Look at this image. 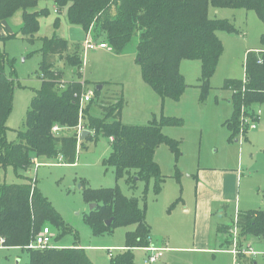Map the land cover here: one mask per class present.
<instances>
[{"label": "rangeland", "instance_id": "1", "mask_svg": "<svg viewBox=\"0 0 264 264\" xmlns=\"http://www.w3.org/2000/svg\"><path fill=\"white\" fill-rule=\"evenodd\" d=\"M43 8L50 12L40 19L41 27L34 44L19 32L23 25L22 11L9 20L10 29L18 34L17 38L3 40L4 30L0 27V47L10 61L6 71L9 75L14 72L15 82L7 140L18 141L19 131L25 129L31 102L41 88L38 75L43 59L40 52L42 39L56 36L67 40L71 54L80 46L85 63L79 72L80 81L87 82L88 89L93 92L99 86L103 87L99 105L103 100L114 102L124 94L123 124L147 126L154 118L159 120L162 116L182 120L181 126L163 128L164 135L181 142L179 157L167 144H162L155 154L166 181L159 195L155 194L151 184L146 202L147 223L152 228L153 244L159 247L162 242H167L166 247H161L167 248V253L154 264H234L231 253L216 250L221 240L226 239L217 229L219 226L230 229L239 211H264V106L256 108L262 112L255 123L257 129L252 130L248 125L245 137L240 134L231 141V132L224 124L232 118L234 107L232 92L224 89V82L244 80L246 53L263 48L264 25L256 13L244 9L211 8L212 19L230 20L238 31L236 35L218 33L224 52L211 80V91L202 101L199 81L202 65L199 61L185 60L181 64V73L187 84L186 91L179 101H163L143 80L137 62V36L122 54L117 55L105 43L104 37L95 42L91 34L90 38L98 47L85 52L84 45L89 37L84 29L70 24L66 11L56 13L52 1L40 2L37 10ZM55 63L56 71L63 72V83L79 79L74 67L66 63L65 55L56 57ZM99 105L91 109L95 116L102 114ZM111 151V140L100 135L78 147L76 164L61 163L60 157L41 158L38 162L33 159L31 169L18 173L11 167L0 168V186L34 181L38 192L67 227L56 229L50 223L45 224L52 230L53 244L68 248L78 242L82 247L90 248L86 249V254L94 263L110 264L108 250H112L113 256L122 252L126 234L135 231L136 226L120 227L112 234L94 236L84 221L91 211L84 199L85 189H109L118 185L124 195L137 198L141 208L145 205L143 183L133 191L126 180L116 179L112 167L103 164ZM229 235V241H232L230 232ZM238 236L243 245L240 232ZM249 241L254 243L255 240ZM134 254L135 264H145L143 250L137 249ZM255 260L257 264H264V256ZM0 264H28V254L19 249L0 247Z\"/></svg>", "mask_w": 264, "mask_h": 264}, {"label": "trees", "instance_id": "2", "mask_svg": "<svg viewBox=\"0 0 264 264\" xmlns=\"http://www.w3.org/2000/svg\"><path fill=\"white\" fill-rule=\"evenodd\" d=\"M42 1H52L58 14L66 11L69 23L81 26L87 35L93 34L95 42L104 37L105 43L117 55L122 54L137 36V62L143 80L163 101H179L186 91L187 84L181 73V64L185 60L199 61L202 65L201 100L204 101L211 91V80L224 52L218 33L238 34L230 20L212 19L211 8L253 11L264 25V0H0V23L22 11L23 25L19 32L34 44L41 27L40 19L50 12L48 8L37 10ZM17 37L18 34H11L2 39ZM42 43L43 59L38 75L41 88L31 102L25 129L19 131L17 142L7 140V121L13 110L15 82L14 72L7 74L10 61L0 47V168L7 170L11 167L16 173L28 171L33 159L41 158L62 157L65 164H76V128L81 117L89 134L80 147L100 135L109 140L113 138L112 151L103 164L112 167L116 179L126 180L133 191L143 183L145 205L141 208L139 200L124 195L118 185L109 189H85L86 203L96 206L85 215L84 221L96 237L135 225L136 230L126 234L124 250L110 260V264H135V250L147 247L152 241L151 227L146 219L148 192L153 184L155 194L159 195L166 181L155 161L156 151L162 144H167L176 157L181 154V142L164 135L163 128L181 126L182 120L162 116L159 120L154 118L147 126L123 124V95L114 102L103 100L99 105L102 90L98 89L81 115L79 99L90 90L87 82L80 81L84 65L82 48L77 46L71 54L69 42L56 36L44 38ZM262 44L261 50L246 54L245 79L224 82V89L232 92L234 107L232 118L224 124L231 132V141L241 133L246 136L248 128L242 120L254 118L256 108L264 106V34ZM64 55L66 63L74 67L79 78L77 81L63 83V72L56 71L55 59ZM96 105L102 111L100 116L92 114L91 109ZM55 125L63 131L53 133ZM32 183L0 186L3 247L26 252L28 264H96L78 242L68 248L56 245L46 249L29 248L38 234L48 227L46 223L56 229H67L52 205L38 192L34 181ZM110 220L112 222L108 225ZM235 225L243 241L254 239L264 245V211H241L230 229H220L226 236L221 251H226L232 244L229 232Z\"/></svg>", "mask_w": 264, "mask_h": 264}, {"label": "built area", "instance_id": "3", "mask_svg": "<svg viewBox=\"0 0 264 264\" xmlns=\"http://www.w3.org/2000/svg\"><path fill=\"white\" fill-rule=\"evenodd\" d=\"M88 39L86 40V43L84 45V50L85 52L89 51V50H95L98 46L97 44H95L92 39L90 38V35H88ZM105 47V45H101V47ZM85 65V63H84ZM82 71V70H81ZM95 98V91L93 92L92 90H88L87 92H85L80 100V114L82 115L83 113V108L86 106V104H89L93 99ZM262 112L261 110L256 111L254 118H245L244 120H242V123L244 124L245 127L251 128L252 130H256L257 126H256V122L259 121L260 116H261ZM77 130V139H78V147H80L81 142L83 141L81 139V136L83 134V132H85V128L82 122V117L80 119V122L76 128ZM248 130V129H247ZM63 131V128H61L58 125H55L53 128V133L55 134H59L60 132ZM243 132V131H242ZM242 134V133H241ZM111 141H113V138L111 139ZM62 160V157L60 158ZM37 164V163H36ZM238 232L239 229L237 227V225L234 226V228L231 230V234H232V244L230 245V247L226 250L229 253H231L234 256V264H242L243 262H250V263H255V259L258 256H264V250H257L254 247L253 243H250L249 241H242L243 245L240 243V241L238 240ZM5 243V239L4 238H0V247H3ZM55 245L53 244V233L51 228L49 227H45L36 237L35 241L31 244L30 248L31 249H46V248H50V247H54ZM141 250H143L146 254V257L144 259L145 264H154L159 262L161 259L164 258L165 253H166V248H161V247H156L155 245L151 243L145 247L142 248ZM109 254H110V258L113 257L112 255V250H108Z\"/></svg>", "mask_w": 264, "mask_h": 264}, {"label": "crops", "instance_id": "4", "mask_svg": "<svg viewBox=\"0 0 264 264\" xmlns=\"http://www.w3.org/2000/svg\"><path fill=\"white\" fill-rule=\"evenodd\" d=\"M0 27L4 30L3 32H4V34L3 35H1L2 36V38H5L7 35H11V34H14L12 31H11V29H10V24H9V21H5V22H2V23H0ZM20 29V28H19ZM0 34H1V30H0ZM247 54V53H246ZM102 90H103V87H102ZM123 97H124V94H123ZM232 104V103H231ZM122 117H123V114H122ZM123 122V121H122ZM88 136V135H87ZM86 136V137H87ZM157 152V151H156ZM156 156V155H155ZM38 159H36L35 161L36 162H38L37 161ZM60 162L62 163L63 162V159L61 160L60 159ZM38 164V163H37ZM160 166V165H159ZM161 172H162V170H161ZM164 187V186H163ZM148 213V212H147ZM238 213H240V211L238 212ZM147 219V218H146ZM150 226V225H149ZM151 227V226H150ZM221 228H225V227H223V226H219V228L217 229V231L219 232V233H221L220 232V229ZM222 229V230H223ZM151 230H152V228H151ZM152 233V232H151ZM152 236V235H151ZM152 240V239H151ZM250 242V241H249ZM223 243H224V240L222 239L221 240V242H220V244H218V249L216 248V250H219V251H221L220 249H222L223 248ZM251 243V242H250ZM152 244H153V241H152ZM167 244V242H162V244H159V247H166L165 245ZM254 246L256 247V248H259L260 250H264V245L263 244H261V243H257V242H255L254 241ZM154 245V244H153ZM161 245V246H160ZM4 249H10V248H8V247H3ZM84 248V247H83ZM125 248V247H124ZM226 248V247H225ZM85 249H90V248H86L85 247ZM167 249V248H166ZM18 250V249H17ZM226 252H228V251H226ZM166 253H167V250H166ZM165 253V254H166ZM165 257V256H164ZM111 259V258H110ZM254 264H257V262L255 261V263Z\"/></svg>", "mask_w": 264, "mask_h": 264}, {"label": "water", "instance_id": "5", "mask_svg": "<svg viewBox=\"0 0 264 264\" xmlns=\"http://www.w3.org/2000/svg\"><path fill=\"white\" fill-rule=\"evenodd\" d=\"M98 90L101 91V90H102V86H99V87H98ZM88 134H89L88 131L83 132V134H82V136H81V139L84 140ZM95 206H96V205H91V206H90V210H93V209L95 208ZM111 222H112V220H110V221L108 222V225H110Z\"/></svg>", "mask_w": 264, "mask_h": 264}]
</instances>
